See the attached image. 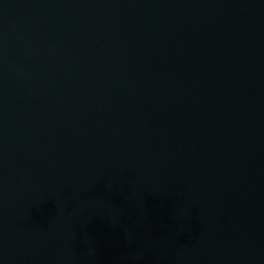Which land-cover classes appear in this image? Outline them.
Wrapping results in <instances>:
<instances>
[{"label":"water","instance_id":"95a60500","mask_svg":"<svg viewBox=\"0 0 264 264\" xmlns=\"http://www.w3.org/2000/svg\"><path fill=\"white\" fill-rule=\"evenodd\" d=\"M0 264H264V0H0Z\"/></svg>","mask_w":264,"mask_h":264}]
</instances>
